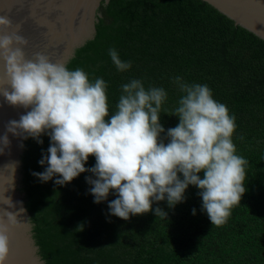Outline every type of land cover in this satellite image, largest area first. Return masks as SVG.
<instances>
[{"label": "trees", "instance_id": "trees-1", "mask_svg": "<svg viewBox=\"0 0 264 264\" xmlns=\"http://www.w3.org/2000/svg\"><path fill=\"white\" fill-rule=\"evenodd\" d=\"M99 11L94 38L67 66L84 69L92 81L104 78L110 114L129 80L164 87L165 129L179 122L170 116L181 95L173 78L207 84L236 117L233 141L249 162L247 190L220 226L200 210L195 186L175 208L166 201L153 205L167 217L149 212L128 220L108 218V202L94 203L88 192L89 173L67 185L32 175L44 170L38 161L50 141L47 135L42 145L29 138L21 190L45 264H264V39L202 0H109ZM112 47L122 60L132 61L130 70L117 71L108 55ZM94 164L90 156L86 166Z\"/></svg>", "mask_w": 264, "mask_h": 264}, {"label": "clouds", "instance_id": "clouds-1", "mask_svg": "<svg viewBox=\"0 0 264 264\" xmlns=\"http://www.w3.org/2000/svg\"><path fill=\"white\" fill-rule=\"evenodd\" d=\"M0 64L6 82L0 96L11 106L26 109L19 119L5 124L0 134V153L9 146V134L34 139L49 147L38 163L43 171H32L40 182L54 180L67 185L82 173L94 203L108 202L107 217L128 220L134 215L167 212L154 204L166 201L169 208L186 201L189 186L202 199L201 211L212 225H223L246 192L248 160L237 154L233 134L236 117L214 98L207 84L189 83L176 76L173 83L181 93L173 114L175 127L161 123L162 105L168 92L162 86L147 88L143 79L133 78L121 85V94L110 114L108 84L94 81L82 68L70 69L42 52L28 56L27 39L21 26L10 16L0 15ZM108 55L117 71L132 68L115 47ZM169 115V114H168ZM21 142V147H23ZM93 166H86L89 158ZM19 162L0 168V264L10 251V226L26 212L23 201L13 202L8 191L15 189ZM9 169V171H5ZM201 173L203 175H201ZM115 196L109 200V196ZM17 204L19 207L17 208ZM197 209H192L195 215Z\"/></svg>", "mask_w": 264, "mask_h": 264}, {"label": "water", "instance_id": "water-1", "mask_svg": "<svg viewBox=\"0 0 264 264\" xmlns=\"http://www.w3.org/2000/svg\"><path fill=\"white\" fill-rule=\"evenodd\" d=\"M109 0H0V15H9L13 25L21 26L20 34L28 44L25 51L28 56L35 52L48 55L53 61L60 60L67 65L76 51L92 40L96 34V24L101 17L99 8ZM264 39V0H202ZM3 31V29H0ZM6 82L4 68L0 64V83ZM26 109L9 105L0 96V134L5 124L19 119ZM10 144L0 153V168L12 162H19L15 172V189L6 195L13 202L23 201L21 190L23 167L22 156L25 140L9 134ZM21 142L23 147H21ZM6 172L9 169L5 170ZM3 177H0V193L3 191ZM19 204H17V208ZM26 208V207H25ZM19 221L10 226V251L4 264H45L39 253V246L33 237V223L26 212L18 217Z\"/></svg>", "mask_w": 264, "mask_h": 264}]
</instances>
